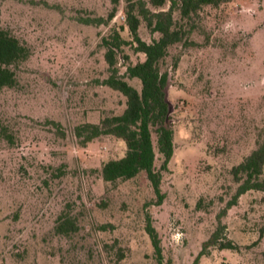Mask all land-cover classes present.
<instances>
[{"label": "rangeland", "instance_id": "1", "mask_svg": "<svg viewBox=\"0 0 264 264\" xmlns=\"http://www.w3.org/2000/svg\"><path fill=\"white\" fill-rule=\"evenodd\" d=\"M126 5L0 0V27L31 48L16 84L0 89V264H193L219 226L220 240L237 247L207 246L199 264H264V189L228 207L238 186L232 167L264 129V0L206 5L186 42L171 46L164 67L175 152L161 202L146 171L103 178L102 163L124 155L125 140L109 134L83 145L75 133L126 107V95L105 82L102 44L112 28L132 39ZM139 31L148 41L159 35L145 21ZM123 49L121 72L145 57L130 42Z\"/></svg>", "mask_w": 264, "mask_h": 264}, {"label": "trees", "instance_id": "2", "mask_svg": "<svg viewBox=\"0 0 264 264\" xmlns=\"http://www.w3.org/2000/svg\"><path fill=\"white\" fill-rule=\"evenodd\" d=\"M168 0H150L160 6ZM223 0H169L167 8H154L147 0H127L126 21L132 39H126L119 29L112 28L102 37L106 47L105 58L109 74L105 82L126 95V107L121 113L106 114L99 122L84 121L75 126L81 144L101 135H115L126 142L125 154L102 163L101 174L107 181L126 179L146 171L159 202L164 198L162 177L169 167L175 152L174 128L170 123V103L166 86L169 69L164 67L171 46L186 42L193 30L190 21L200 15L206 5H219ZM114 9L110 13L112 17ZM159 35L150 41L140 35L141 22ZM130 42L145 54L143 59L128 61L125 72H121L118 54ZM31 54V48L11 30L0 27V89L14 86L17 82V67ZM129 60V54L124 55ZM137 77L141 87L129 78ZM57 125L58 121H53ZM159 162V163H158ZM232 173L238 182L234 197L228 207L249 189H264V129L257 146L239 163L233 165ZM63 223H66L64 221ZM155 254L161 261L163 250L161 239L151 221L147 223ZM221 226L217 227L205 241L204 247L193 264H199L205 247L220 244L222 248H236L232 239L220 240Z\"/></svg>", "mask_w": 264, "mask_h": 264}]
</instances>
